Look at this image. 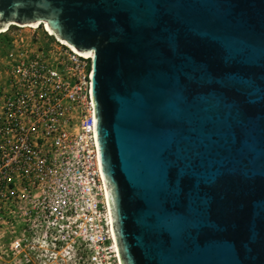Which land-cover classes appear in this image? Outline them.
Wrapping results in <instances>:
<instances>
[{
	"label": "water",
	"instance_id": "1",
	"mask_svg": "<svg viewBox=\"0 0 264 264\" xmlns=\"http://www.w3.org/2000/svg\"><path fill=\"white\" fill-rule=\"evenodd\" d=\"M92 58L120 264H264V0H0Z\"/></svg>",
	"mask_w": 264,
	"mask_h": 264
},
{
	"label": "built area",
	"instance_id": "2",
	"mask_svg": "<svg viewBox=\"0 0 264 264\" xmlns=\"http://www.w3.org/2000/svg\"><path fill=\"white\" fill-rule=\"evenodd\" d=\"M48 38H17L4 59L0 203L15 194L34 204L24 214L57 264H120L95 139L92 58Z\"/></svg>",
	"mask_w": 264,
	"mask_h": 264
},
{
	"label": "rangeland",
	"instance_id": "3",
	"mask_svg": "<svg viewBox=\"0 0 264 264\" xmlns=\"http://www.w3.org/2000/svg\"><path fill=\"white\" fill-rule=\"evenodd\" d=\"M45 30L47 31L44 25L37 29L30 26H11L6 32H0V105L6 90L7 72L4 59L8 49L17 38L29 40L33 36H39L40 40L46 42L49 38ZM21 187L23 189L24 185ZM23 194L21 196H24ZM13 197L15 198L0 203V264H57L52 252L45 251L46 245L43 241H46V238L36 234L33 218L24 214L34 204L26 198L21 200L15 194ZM17 240H22V247L18 249L12 247ZM66 264L75 262L72 260Z\"/></svg>",
	"mask_w": 264,
	"mask_h": 264
},
{
	"label": "bare ground",
	"instance_id": "4",
	"mask_svg": "<svg viewBox=\"0 0 264 264\" xmlns=\"http://www.w3.org/2000/svg\"><path fill=\"white\" fill-rule=\"evenodd\" d=\"M41 25H44V27L47 29V27H46V25H45V23H40L39 25H38V27H31L32 29H37V28H39ZM10 27L11 26H8V29L7 30H9L10 29ZM20 27V26H19ZM6 30V31H7ZM6 31H4V32H6ZM48 31V30H47ZM46 30H45V32L48 34V36H50V37H55L56 38V36H55V34L54 33H52V34H50L49 32H47ZM0 32H3V31H0ZM50 34V35H49ZM57 39V38H56ZM58 40V39H57ZM59 41V40H58Z\"/></svg>",
	"mask_w": 264,
	"mask_h": 264
}]
</instances>
